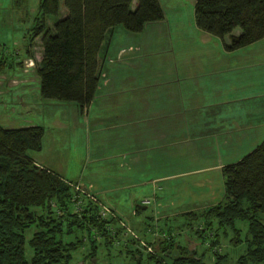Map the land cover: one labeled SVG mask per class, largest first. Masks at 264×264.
I'll return each instance as SVG.
<instances>
[{"label": "trees", "instance_id": "obj_1", "mask_svg": "<svg viewBox=\"0 0 264 264\" xmlns=\"http://www.w3.org/2000/svg\"><path fill=\"white\" fill-rule=\"evenodd\" d=\"M59 1L38 2L39 22L33 33L41 34V57L35 68L39 91L42 97L74 101L82 109L94 98L102 79L99 51L109 45L115 26L139 32L145 23L161 19L164 11L160 0H136L134 7L132 0H63L66 15L49 27L46 17L58 13ZM193 10L197 27L221 37L230 35L226 48H239L264 36V0H195ZM235 27L239 33H232ZM44 131L42 124L0 125V264H74L73 251L84 236L91 245L87 256L92 257L99 243L112 245L113 237L123 232L117 218L101 215L99 205L89 197L80 194L82 202L77 204L73 182L27 154L28 149H41ZM222 174L223 200L206 203L199 212L182 213L200 219L194 231L200 241H209L206 248L198 253L193 243L181 244L173 228H167L161 232L165 236L151 244L162 256L170 255L175 245L178 252L163 262L147 251L155 264H206L203 256L209 250L213 264H220L226 254L218 250V229L229 226L236 233L232 239L240 240L236 221L245 223L246 249L235 264L264 262V139L238 160L224 164ZM31 206L45 212L35 214ZM31 225L37 229L26 239L25 230ZM25 242L32 251L29 257ZM128 251L135 264H142L139 248Z\"/></svg>", "mask_w": 264, "mask_h": 264}, {"label": "crops", "instance_id": "obj_2", "mask_svg": "<svg viewBox=\"0 0 264 264\" xmlns=\"http://www.w3.org/2000/svg\"><path fill=\"white\" fill-rule=\"evenodd\" d=\"M129 36L123 28L116 34L113 30L109 45L99 51L102 79L96 94L87 106L80 109L76 104V108L80 115L85 114L84 123L92 135L93 131L96 135L105 131L117 135V146L107 151L101 148L100 156H112V179L125 180L118 166L124 160L130 169L127 184H140L141 198L131 197L134 215L142 208L138 204L144 208L151 200L169 201H157V213L166 205L180 206L183 192L190 201L180 213L199 212L207 200H215L216 184L224 180L222 166L238 160L264 139V51H252L249 56L242 52L245 47H257L264 36L239 48L211 49V61L204 60L196 65V72L185 73L197 79L186 81L179 80V73L149 80V72L162 76L168 69L135 63L140 49L133 47ZM113 153L116 155H107ZM139 170L147 174L145 179L136 177L142 174ZM185 172L196 174L181 189V180L173 178ZM65 178L93 187L103 199H113L111 205L118 214L116 191L120 183H110L103 174L97 180ZM145 198L150 201L142 202ZM133 222L147 232L152 228L148 219Z\"/></svg>", "mask_w": 264, "mask_h": 264}, {"label": "rangeland", "instance_id": "obj_3", "mask_svg": "<svg viewBox=\"0 0 264 264\" xmlns=\"http://www.w3.org/2000/svg\"><path fill=\"white\" fill-rule=\"evenodd\" d=\"M38 2L39 0H0V125L18 127L42 124L45 128L42 147L40 150L28 149V155L72 181L84 177V179L91 177L97 180L103 174L109 178L110 183L121 184L116 191L117 204L120 203L116 208L118 216L126 224L123 226L121 236H114L113 244L109 246L99 243L97 251L92 257L87 256L91 245L84 236L85 241L73 251L71 263L135 264L136 258L132 257L128 249L139 248L142 252V264H155V260L148 257V250L142 245L141 240L151 245V249L160 261L167 262L171 255L177 254L176 245L170 255L162 256L151 244L157 237H164L165 234L163 236L161 232L163 230L166 232L167 228H173L175 240L181 244L193 243L197 252H202L209 241H200V237L194 231L200 219L191 220L180 213L186 205H189L188 201H190L187 195L184 196V192L183 199L181 198L182 205H166V209L160 210V213L156 212V202L167 203L168 199L156 202L147 198L142 199V202L150 201V203L144 208L140 204L142 207L140 212L134 215L131 197L134 195L136 198H141L138 191L140 184H127V180L131 177L128 174L129 166L124 160L120 164L119 160L116 161L119 164L120 172L125 175L123 177L125 182L123 179H112L115 176L111 166L112 156L109 158L100 156L101 148L107 151L117 146L115 142L117 135L111 131L97 135L93 131L92 135L84 123L85 114L80 115L74 101L41 96L39 77L35 70L41 57V34L34 35L33 33L39 22L37 18L39 17ZM160 2L164 11V16L161 19L145 23L139 32L128 31L122 24H117L114 33H117L118 28L130 32V43L135 45L134 48L140 49L137 51L135 63L162 65L168 69L161 72L162 76L158 75L159 72H149V80L165 79L176 73H179L180 81L195 80L197 79L196 75L185 76V73L190 70L196 72V65H200L204 60L211 61V49H224V41H230L228 34L221 37L199 29L194 21V0H160ZM135 4L136 0H132L131 7H134ZM66 13L64 1L60 0L58 13L46 17L47 26L52 27L53 22ZM239 30V27H235L233 32ZM202 34H208L209 37L205 38ZM257 44L255 48L245 47L246 49L242 52L247 56L253 53L252 51L263 52L264 38ZM103 49L104 47L101 48V52ZM107 155H116V153ZM139 171L142 174H138L136 177L145 179L147 174L143 170ZM195 174L185 172L173 179L181 180V189H183L186 180ZM110 183L107 184L109 187L112 186ZM91 188H89L90 192H93L103 203L114 210L111 205L113 199L106 197L104 200L93 191L94 188ZM215 191V200H207V203H214L223 198V182L219 181L216 184ZM30 210L35 214L45 212V209L39 206H31ZM139 219H148V225H152L149 232L134 224L133 221ZM235 226L240 229V240L237 241L232 239L236 233L231 227L222 225L218 229V250L226 254V258L220 264H235L237 257L246 249L245 223L236 221ZM36 229L35 225L27 227L25 230L26 239ZM99 240L101 241V237ZM126 240H130L127 245H125ZM25 246L26 255L29 257L32 251L27 242H25ZM213 259L210 250L206 251L203 256L206 264H213ZM82 260L85 263L81 262ZM248 264L254 263L249 262ZM260 264H264V262Z\"/></svg>", "mask_w": 264, "mask_h": 264}, {"label": "built area", "instance_id": "obj_4", "mask_svg": "<svg viewBox=\"0 0 264 264\" xmlns=\"http://www.w3.org/2000/svg\"><path fill=\"white\" fill-rule=\"evenodd\" d=\"M74 189L78 192V194L75 195L77 204H81L82 199L80 198V194L84 195L85 197H89L93 202L97 203L99 205V212L101 215H111L117 218V221L122 225L126 226L125 222L118 216V214L108 207L105 203H103L100 198H98L93 192H90L89 188L82 186L79 183H72ZM146 201V200H145ZM78 206V205H77ZM141 243L143 246L146 247L148 251L153 252L151 249V245L147 244L145 241L141 240ZM154 253V252H153Z\"/></svg>", "mask_w": 264, "mask_h": 264}]
</instances>
